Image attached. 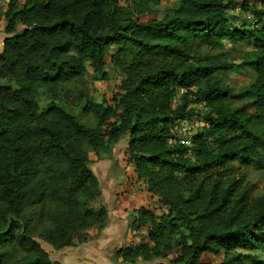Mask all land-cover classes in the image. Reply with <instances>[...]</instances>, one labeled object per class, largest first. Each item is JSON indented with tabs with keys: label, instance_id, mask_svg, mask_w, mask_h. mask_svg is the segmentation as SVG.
Here are the masks:
<instances>
[{
	"label": "trees",
	"instance_id": "trees-1",
	"mask_svg": "<svg viewBox=\"0 0 264 264\" xmlns=\"http://www.w3.org/2000/svg\"><path fill=\"white\" fill-rule=\"evenodd\" d=\"M162 1L8 0L0 11V264H60L39 240L62 249L105 226L87 152L99 157L121 139L159 208L133 212L131 227L145 233L116 249L123 263H261L264 201L248 196L240 168L264 164V0H175L147 19ZM236 5L253 26L229 20ZM225 41L251 50L243 64L253 80L236 92L218 76L230 64L196 58L193 48ZM107 56L118 90L97 103L88 85L108 79ZM41 93L50 99L44 108ZM56 99L83 105L93 123ZM198 102L209 127L191 136L187 154L167 142L169 129Z\"/></svg>",
	"mask_w": 264,
	"mask_h": 264
},
{
	"label": "rangeland",
	"instance_id": "rangeland-1",
	"mask_svg": "<svg viewBox=\"0 0 264 264\" xmlns=\"http://www.w3.org/2000/svg\"><path fill=\"white\" fill-rule=\"evenodd\" d=\"M174 1L163 0L159 11L151 16H147V19L162 17ZM7 3L8 0H0V11L6 9ZM260 3V0H249V4L261 5ZM227 11L230 15V21L242 23L244 20L246 25H248L251 19L254 20L253 15L248 11L243 12L239 5H236L233 9L227 8ZM2 30L3 19L0 18V33H2ZM193 48L196 58L198 56L201 58L209 57L215 62L224 61L230 64L228 69L219 70L218 76L232 91H238L253 80L254 73L243 64L246 57L251 53L249 44L237 45L225 41L222 48L215 50H209L205 47ZM108 56L105 59L107 61L108 79L88 85V95L97 103L109 104L118 90L119 75L108 62ZM39 101L41 107L44 108L50 99H48L45 93H41ZM54 101L62 105L66 111L74 115L79 121L85 124L93 123L92 115L83 110V105H69L63 99H56ZM234 104L237 105L238 102H234ZM125 148L126 139H121L109 151L101 153L99 157H96L92 151L88 150L87 153L90 159L89 168L93 172L101 192L100 196L93 203V207L98 208L101 205L106 207L107 222L101 229H89L87 235L83 236L85 242L75 241L73 246L62 249L56 250L43 240H39L41 246L48 252L51 261L60 264H128L123 263L116 256V249L122 246L137 245L145 233L144 229L131 227L133 212L139 207L154 209L156 212L159 211V208H157V200L150 196L142 183L136 179L133 172V164L127 160V156L124 154ZM106 156L109 157L106 158ZM240 171L244 174L241 184L244 185L248 196L251 199L264 201V164L260 169L241 167ZM106 173L121 176L116 180L118 189L114 195L115 197L119 193L120 199L115 197L114 205L111 202L112 197H109L110 195L107 193L104 195L101 191V178H105ZM115 203L121 208L120 211L123 212L117 211ZM118 215L122 217L118 218ZM258 257L261 259L260 264H264V253H258ZM203 259L209 262L220 261L219 257L209 255H205ZM160 261H144L134 264H156ZM248 264L250 263L248 262Z\"/></svg>",
	"mask_w": 264,
	"mask_h": 264
},
{
	"label": "built area",
	"instance_id": "built-area-1",
	"mask_svg": "<svg viewBox=\"0 0 264 264\" xmlns=\"http://www.w3.org/2000/svg\"><path fill=\"white\" fill-rule=\"evenodd\" d=\"M251 26L254 25L255 20L251 19ZM180 89L177 96L173 97L171 104L174 106L177 103L178 96L183 92ZM199 108V109H198ZM188 109H192L191 114L184 116H177L172 120L170 125V135L167 142L170 145L183 144L187 147V154L191 153V136L197 133L199 130L207 129L208 123L202 116L201 110H204L203 102L190 103Z\"/></svg>",
	"mask_w": 264,
	"mask_h": 264
},
{
	"label": "crops",
	"instance_id": "crops-1",
	"mask_svg": "<svg viewBox=\"0 0 264 264\" xmlns=\"http://www.w3.org/2000/svg\"><path fill=\"white\" fill-rule=\"evenodd\" d=\"M5 37V34L4 33H0V50L2 49V41H3V38ZM112 153V152H111ZM109 155V154H108ZM111 155V154H110ZM109 156H106V158H108ZM119 177H121L120 175H115V174H105V178H101V183H102V193L105 195L106 193L109 194L110 196L109 197H112V200L111 202H113V205H114V200H115V197H117V199H120L119 196L120 194L116 193L118 187H117V182L116 180L119 179ZM122 198V197H121ZM115 208H117V211L118 212H123V211H120L121 208H119L118 205H116L115 203ZM122 217L121 215H118V218Z\"/></svg>",
	"mask_w": 264,
	"mask_h": 264
}]
</instances>
